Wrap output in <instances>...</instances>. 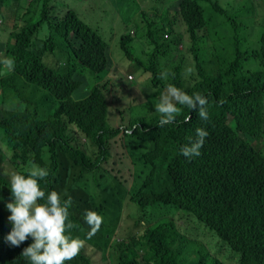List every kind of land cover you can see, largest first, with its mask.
<instances>
[{"label":"trees","instance_id":"trees-1","mask_svg":"<svg viewBox=\"0 0 264 264\" xmlns=\"http://www.w3.org/2000/svg\"><path fill=\"white\" fill-rule=\"evenodd\" d=\"M8 1L0 0V12ZM12 1L18 6L28 0ZM42 1L41 17L49 0ZM201 1L206 0H176L174 13L163 5L140 12L136 25L149 52L147 61L136 62L150 87L139 94L150 108L139 113L127 103L114 123L108 119V44L74 10L50 23L52 43L42 51L58 50L61 62L38 59L24 28L39 25L41 17L24 19L27 8L23 24L14 23L0 39V264H31L21 253L33 238L19 247L5 240L12 228L5 205L11 201V174L27 176L33 164L49 172L39 181L46 196L56 191L62 201L71 198L67 222L74 226L73 238L90 241L83 204L103 217L99 231L107 244L112 233H125L110 244L114 264H264V154L255 145L264 135V33L256 48L241 51L237 24H223L225 8L218 2L201 6ZM15 18L21 19L18 11ZM134 35L127 30L120 37L128 58ZM188 51L192 61L185 59ZM10 58L12 71L3 63ZM249 58L255 68L245 66ZM86 71L93 84L82 90L88 85ZM120 82L121 77L119 87ZM168 84L207 97L209 119L178 105L176 121L160 127L155 105ZM197 128L208 136L201 155L189 159L179 150L196 139ZM113 145L126 151L121 156L128 158L127 176L106 168ZM108 174L115 187L99 183ZM128 203L136 206L134 218ZM120 223L123 228L117 229ZM213 235L223 242L218 253L210 248L219 243ZM225 245L236 255L221 256ZM65 264L93 262L79 253Z\"/></svg>","mask_w":264,"mask_h":264},{"label":"rangeland","instance_id":"rangeland-1","mask_svg":"<svg viewBox=\"0 0 264 264\" xmlns=\"http://www.w3.org/2000/svg\"><path fill=\"white\" fill-rule=\"evenodd\" d=\"M153 5L149 7L147 4H144V0H51V4L57 8H66L72 9L76 12L78 17L87 23L93 30L102 36V38L108 44L109 55L112 59L111 69L107 70L108 85L110 87V94L108 95V107H109V116L108 119L111 123L117 121V111L120 108H125L127 103H133L132 108L139 112L144 113L150 108V104L147 102L146 98L142 99L140 92H145L150 87L149 78L145 77L141 79V68L136 62V60L147 61V55L149 48L147 41L145 39V33H142V30L136 25V21L141 11L147 10L149 8H155L163 5L165 8H168L169 12H173L172 6L175 0H159L157 3L155 0H151ZM218 2L225 8L223 13L224 23L235 22L238 27V35L241 38V51H250L258 46V40L260 36L264 33V0H206L201 1V6L210 7L211 3ZM12 1L7 2V4L1 9L0 12V39L4 38L5 34L11 31L14 23H21V13L24 12V3L20 1L18 5H11ZM42 1H38L34 7V10L40 8ZM22 6V7H21ZM15 11H18L21 19L15 18ZM174 13V12H173ZM37 17L39 12L37 11ZM28 16V12L25 13L24 18ZM222 24V25H223ZM43 26H46V22L43 21ZM135 30V35L132 37V52L131 58H128L125 53L121 50L119 46L120 37L127 30ZM45 31L39 30L38 37H44ZM51 56L57 62L63 60L62 54L57 50L53 53H46L43 56V61L45 63L46 59ZM186 60L192 61V54L188 51L185 57ZM246 67H256V62L253 59L249 58L246 63ZM221 68H224L221 66ZM132 74H129V73ZM128 74V75H127ZM87 83L88 85L83 87L85 90H89L93 84V78L88 71H86ZM149 76V73H147ZM121 77V86H118V78ZM81 90V91H82ZM76 90L74 93L81 92ZM135 96V97H133ZM264 101V100H263ZM83 138H81L82 140ZM3 148V144L0 143ZM255 145L260 148L264 154V135L263 137L255 142ZM5 149V147H4ZM113 155L106 165L107 169L114 168L119 169L126 176L128 175V158H123L122 152L126 154L125 149L121 145H113ZM109 175V174H108ZM105 176L99 180V183L108 182L111 186L115 187V181L112 180L111 176ZM110 178V179H109ZM72 183V180H69L68 185ZM97 192H100L98 187L95 188ZM116 188L113 190V195L115 194ZM115 200L112 199L105 210L110 211L113 207ZM128 203V211L130 215L136 211L135 204ZM125 208V206H124ZM81 210L85 212L86 210H91L86 204L81 206ZM133 210V213H132ZM93 211V210H92ZM127 211V213H128ZM84 215V214H83ZM129 215V214H128ZM129 215V216H130ZM131 215V218L134 216ZM131 224V220H129ZM127 226V222H124V225ZM123 228V223L118 225V228ZM136 227L133 225L132 230ZM129 229V228H128ZM103 231V230H102ZM102 231H98L95 237H92L89 242H85L84 248L81 249V253L85 257H90L93 264H114L115 260L109 254L110 244L115 240L119 239L124 232L122 230L112 233L110 235L109 244L108 241H104L101 238ZM108 233V232H107ZM207 233L211 231L207 230ZM206 233V235H207ZM205 235V241H206ZM213 238L215 241H218L215 246L210 245L213 253H218L217 247L223 242L218 240L214 235ZM106 242V244H105ZM207 242V241H206ZM224 250H222L221 256L227 251L232 252L229 247L225 245Z\"/></svg>","mask_w":264,"mask_h":264},{"label":"clouds","instance_id":"clouds-1","mask_svg":"<svg viewBox=\"0 0 264 264\" xmlns=\"http://www.w3.org/2000/svg\"><path fill=\"white\" fill-rule=\"evenodd\" d=\"M38 1L42 0H28L24 4L23 8H27L28 12V16L24 19L33 16L37 20L41 17L43 1L40 8L34 10ZM67 9L63 10L60 7L56 9L49 0L46 2V10L43 17H41V23L34 28L23 27L27 39L35 49L39 60H43L42 51L49 48L52 43L50 23L59 20ZM37 11L39 12L38 17ZM24 19H21L19 24L22 25ZM43 21L46 22L45 27ZM39 30L45 31L44 37H38ZM132 31L130 29V32ZM70 36L71 33H68L67 41L60 46L62 50L66 49ZM57 61L51 56L46 59L47 64H55ZM3 63L11 71L13 70V59H5ZM168 75L167 72H161V78L167 79ZM178 105L187 106L198 111V116L202 120L209 119L207 97L200 93L192 94V92L180 89L173 84H168L166 91L160 96L159 103L155 105V111L160 115V127L176 121L181 112ZM190 120L191 116L189 115L185 117L184 122L187 123ZM196 133V139L190 144L183 145L179 150L184 157L189 159L201 155V148L208 136V132L202 128H197ZM48 175L47 169L33 164L27 176L18 172H13L10 176L11 201L6 203L5 207L11 213L8 216V221L12 224V228L5 240L10 246L19 247L29 237L33 238V242L24 248L21 253L31 264H65L66 261H71L79 255L81 249L85 246V240L79 237L73 238L70 234V230L74 227L71 222H67L69 205L72 203L71 198L62 201L58 192L50 191L46 196L41 189L39 181L45 179ZM39 201L45 202L40 203ZM83 218L85 225H88L90 229L87 233V239H91L100 230L103 217L95 211L86 210Z\"/></svg>","mask_w":264,"mask_h":264}]
</instances>
